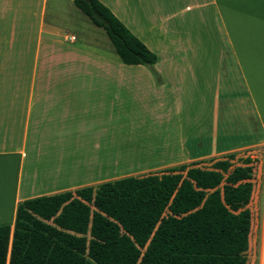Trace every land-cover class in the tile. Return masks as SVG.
Here are the masks:
<instances>
[{"label": "crops", "instance_id": "0c3cea01", "mask_svg": "<svg viewBox=\"0 0 264 264\" xmlns=\"http://www.w3.org/2000/svg\"><path fill=\"white\" fill-rule=\"evenodd\" d=\"M99 1L152 67L117 61L61 0H0L25 20L0 54V225L25 198L264 148V0ZM261 213L264 250V192Z\"/></svg>", "mask_w": 264, "mask_h": 264}, {"label": "trees", "instance_id": "16d2710c", "mask_svg": "<svg viewBox=\"0 0 264 264\" xmlns=\"http://www.w3.org/2000/svg\"><path fill=\"white\" fill-rule=\"evenodd\" d=\"M72 1L123 63L152 67L156 55L106 5ZM233 158L25 198L0 225V264H246L253 167Z\"/></svg>", "mask_w": 264, "mask_h": 264}, {"label": "rangeland", "instance_id": "374dc122", "mask_svg": "<svg viewBox=\"0 0 264 264\" xmlns=\"http://www.w3.org/2000/svg\"><path fill=\"white\" fill-rule=\"evenodd\" d=\"M69 0H61V5L67 7V5L72 7V10L75 12H70L68 14L65 10L62 9L61 12L66 17H70L69 20H77L80 30L82 28L86 29L88 25L89 27H92V31L94 33L96 32V37L99 42L108 44L110 47L109 49H112L114 53V58L121 62L114 52L106 34L104 33L103 29L96 28L93 26L87 19L85 15H83L73 4L72 2H67ZM51 2H49L48 5H50ZM68 3V4H67ZM48 18V15H47ZM24 19L20 18H10L9 15H4L0 12V54H8L11 52V48L14 47L11 43V39H17L18 38V32L19 28L21 26V23H24ZM29 22V30H30V36L31 38L35 37L36 27L38 25V17L34 16L28 19ZM15 25V26H14ZM92 25V26H91ZM195 29L198 31L197 25H194ZM14 27L16 29H14ZM16 46V45H15ZM13 50V48H12ZM257 156L254 157V160L252 161V182H253V191L251 195V199L248 203V207L251 211V229L249 234V240H248V248L246 250V264H264V250L262 246V238H261V228H262V213H261V199H262V193L264 192V148L259 150L257 152ZM240 157L237 159V157H234V160H232L233 165L240 164L241 161ZM213 158H204L197 161H194L196 165L202 167V168H208L210 167V164L212 162ZM192 163V162H191ZM190 164V163H189ZM166 169V168H165ZM164 169H157V170H148V171H140L136 172L132 175L134 176H141L148 173H160ZM115 179V178H113ZM112 180V179H110ZM96 183L92 184L95 185Z\"/></svg>", "mask_w": 264, "mask_h": 264}, {"label": "bare ground", "instance_id": "6f19581e", "mask_svg": "<svg viewBox=\"0 0 264 264\" xmlns=\"http://www.w3.org/2000/svg\"><path fill=\"white\" fill-rule=\"evenodd\" d=\"M54 167V166H53ZM51 169V168H50ZM53 169V168H52ZM52 169H51V171H52Z\"/></svg>", "mask_w": 264, "mask_h": 264}]
</instances>
